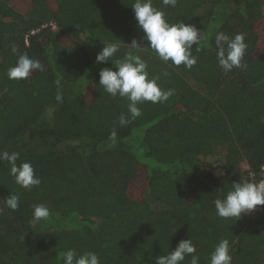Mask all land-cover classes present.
<instances>
[{"label":"trees","instance_id":"16d2710c","mask_svg":"<svg viewBox=\"0 0 264 264\" xmlns=\"http://www.w3.org/2000/svg\"><path fill=\"white\" fill-rule=\"evenodd\" d=\"M133 2L26 0L23 8L0 0V151L19 152L17 163L30 161L41 179L22 188L0 161V207L9 194L20 197L18 210L0 212V264H62L69 248L96 252L100 264H155L188 238L199 264H209L221 238L232 264H264V206L240 219L220 218L214 207L231 183L264 179V0H177L175 7L153 0L169 22L194 24L208 37L201 51L193 45L191 69L147 47ZM217 32L245 34L246 69L225 74L218 66ZM109 42L119 52L96 63ZM12 45L44 70L9 79L18 59ZM128 53L174 94L139 105L142 114L121 127L128 101L104 92L99 72L115 70L111 63ZM137 181L143 186L134 191ZM36 203L51 215L32 227Z\"/></svg>","mask_w":264,"mask_h":264},{"label":"clouds","instance_id":"9594fccd","mask_svg":"<svg viewBox=\"0 0 264 264\" xmlns=\"http://www.w3.org/2000/svg\"><path fill=\"white\" fill-rule=\"evenodd\" d=\"M177 0H163L164 6L175 7ZM134 16L138 28L143 32L142 41H147L149 47L156 56L165 63L171 61L174 66L184 65L191 69L198 60L192 53L193 45L196 51H201V45L205 44L208 37L194 24H186L183 21L171 23L166 19L163 10L154 7L153 0H134L132 4ZM216 60L218 66L227 74L234 68L246 69L243 62L247 44L245 34L238 33L229 36L224 32L215 35ZM133 48L142 47L133 40L130 44ZM120 48L115 42L103 44V48L96 55V63H109ZM13 54H18L16 63L7 69L9 79L21 80L29 78L36 70L43 71L44 66L39 59L31 58L27 53H19L17 46L12 45ZM113 68L104 67L99 72V85L104 92L113 98L119 96L126 98L127 113H121L118 123L121 127L127 126L132 120L139 117L142 112L139 105L145 102L165 103L174 94L172 89H163L160 85L161 75L150 76L148 63L140 56L131 53L111 63ZM164 76L170 75L167 71ZM56 100L62 102L63 92L60 81H56ZM116 138V132L110 133V139ZM20 160L19 152L0 151V161H6L10 166L9 174L14 177L15 183L22 188L31 190L41 184V179L35 174L30 161ZM222 175V173H221ZM3 207L11 211L18 210L20 197L18 194H9L2 201ZM257 206H264V179L258 181L241 179L231 183L230 189L214 201L216 215L220 218H241L242 215L251 214L257 210ZM32 218L29 221L32 227L41 221L47 220L51 215L49 207L44 203H36L32 206ZM196 246L191 238L181 240L176 248L166 255L155 257V264H182L186 257H190V264H199V256L195 255ZM62 264H100V257L96 252L85 251L78 253L69 248L61 252L58 257ZM209 264H232L230 254V242L227 238H221L215 245L209 256Z\"/></svg>","mask_w":264,"mask_h":264},{"label":"rangeland","instance_id":"374dc122","mask_svg":"<svg viewBox=\"0 0 264 264\" xmlns=\"http://www.w3.org/2000/svg\"><path fill=\"white\" fill-rule=\"evenodd\" d=\"M23 4H21L20 6L25 8L27 6V4H25V1L26 0H20ZM264 47V45H262ZM215 172L217 174L221 173V170H215ZM134 191H139L140 189H142V186H143V182L142 181H137L136 184L134 185ZM137 194V193H136Z\"/></svg>","mask_w":264,"mask_h":264},{"label":"built area","instance_id":"2783aa9c","mask_svg":"<svg viewBox=\"0 0 264 264\" xmlns=\"http://www.w3.org/2000/svg\"><path fill=\"white\" fill-rule=\"evenodd\" d=\"M51 24H54V23H51ZM260 208V206H257V209H259ZM255 212V211H254Z\"/></svg>","mask_w":264,"mask_h":264}]
</instances>
